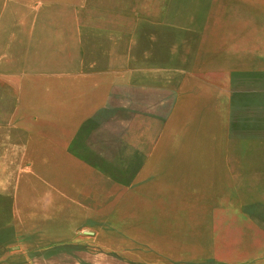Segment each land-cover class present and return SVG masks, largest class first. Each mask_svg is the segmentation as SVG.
I'll use <instances>...</instances> for the list:
<instances>
[{"label": "rangeland", "instance_id": "rangeland-1", "mask_svg": "<svg viewBox=\"0 0 264 264\" xmlns=\"http://www.w3.org/2000/svg\"><path fill=\"white\" fill-rule=\"evenodd\" d=\"M0 137L82 199L1 264H264V0H0Z\"/></svg>", "mask_w": 264, "mask_h": 264}, {"label": "crops", "instance_id": "crops-1", "mask_svg": "<svg viewBox=\"0 0 264 264\" xmlns=\"http://www.w3.org/2000/svg\"><path fill=\"white\" fill-rule=\"evenodd\" d=\"M67 144L55 143L47 138L42 142V152L36 155V158L30 159L24 153L22 140H19L18 143L16 141L11 142V146H14L13 155L6 137H0V210L21 211L23 209L24 192L31 191L33 188L35 191L39 187H44L46 190L59 195V202H54L51 205L55 211L66 210L67 204L65 202L68 201L73 202V204L80 203L82 199L80 197L72 198L71 190L63 186L68 183V178L60 173L54 164L58 160L55 157L63 160L70 158V148ZM37 157L40 158L37 159ZM24 161L29 162L25 168H23ZM40 161L44 163L47 170L39 164ZM30 208L39 209L38 206L34 205ZM6 226L10 229L14 227L13 233L11 230L6 232ZM22 226L23 218L21 217H13L8 224L5 223V219L0 220V259L10 256V254H7V249L15 250V256H17L18 250V256L22 257V245L19 246L23 239Z\"/></svg>", "mask_w": 264, "mask_h": 264}]
</instances>
